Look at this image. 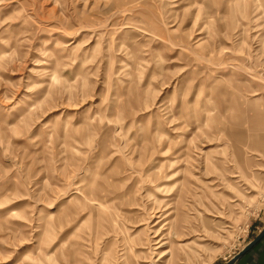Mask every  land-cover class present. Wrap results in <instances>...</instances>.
I'll return each instance as SVG.
<instances>
[{
	"label": "rangeland",
	"instance_id": "obj_1",
	"mask_svg": "<svg viewBox=\"0 0 264 264\" xmlns=\"http://www.w3.org/2000/svg\"><path fill=\"white\" fill-rule=\"evenodd\" d=\"M264 217V0H0V264H225Z\"/></svg>",
	"mask_w": 264,
	"mask_h": 264
},
{
	"label": "crops",
	"instance_id": "obj_2",
	"mask_svg": "<svg viewBox=\"0 0 264 264\" xmlns=\"http://www.w3.org/2000/svg\"><path fill=\"white\" fill-rule=\"evenodd\" d=\"M263 229H264V217L263 219H261L259 224L257 223L254 225V229L252 231L253 236L250 239V241L254 240L261 233ZM228 261L229 260H227L225 264ZM235 264H264V236L250 250H248L245 254H243L236 261Z\"/></svg>",
	"mask_w": 264,
	"mask_h": 264
},
{
	"label": "water",
	"instance_id": "obj_3",
	"mask_svg": "<svg viewBox=\"0 0 264 264\" xmlns=\"http://www.w3.org/2000/svg\"><path fill=\"white\" fill-rule=\"evenodd\" d=\"M264 236V229L261 233L252 241H250L238 254L232 257L226 264H235L236 261L245 254L248 250H250L262 237Z\"/></svg>",
	"mask_w": 264,
	"mask_h": 264
}]
</instances>
